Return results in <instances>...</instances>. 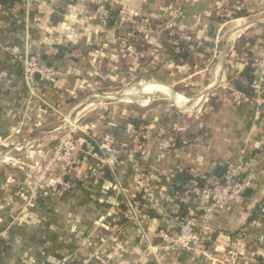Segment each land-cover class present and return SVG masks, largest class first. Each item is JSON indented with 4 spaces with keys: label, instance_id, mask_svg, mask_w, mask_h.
Here are the masks:
<instances>
[{
    "label": "crops",
    "instance_id": "crops-1",
    "mask_svg": "<svg viewBox=\"0 0 264 264\" xmlns=\"http://www.w3.org/2000/svg\"><path fill=\"white\" fill-rule=\"evenodd\" d=\"M114 1L121 12L129 6L123 1L120 6L121 0L0 1L2 149L5 138L13 145L34 143L40 146L38 151L26 150L19 156L42 160L41 153L54 142L61 124L59 114L67 122L73 120L67 112L71 114L77 99L73 89L77 76L71 64L77 56L57 57V45H93L95 40L85 33L103 29L99 15L106 16L103 7L106 12L114 9ZM178 1L179 13L194 16L192 26H179V31H193V42L200 47L209 42L219 47L218 56L207 55V66L202 68L214 63L208 85L194 88L192 97L174 95L177 102L187 103L184 107L166 101L156 118L160 123L147 111L142 116L126 109L96 115L88 133L79 129L83 132L79 163L72 169H53L47 184L38 188L20 187L29 174L2 166L0 264H264V83L255 85L251 98L231 84V78L244 70L248 53L258 55L264 45L260 0ZM92 21L95 25H89ZM221 21L231 27L225 36L214 37ZM73 33L77 41L68 39ZM236 45L240 54L234 51ZM29 54L69 71L54 83L37 76L29 85L24 72ZM197 55L200 62L206 58L202 49ZM77 58L84 70L93 62L87 56ZM94 73L100 74L97 69ZM81 77L90 79L93 73ZM153 84L144 86L146 94L154 91ZM203 95L208 103L201 104ZM123 113L147 121L140 126L146 133L139 153L124 144V125L131 126L121 119ZM17 129V134L8 135ZM111 140L115 144L110 148ZM218 166L227 167L222 177L212 174ZM248 173H254L255 179L239 200L215 209L208 218L202 216L210 204L206 189L228 175L244 178ZM176 174L192 178L175 184ZM197 178L203 180L199 183ZM181 209L184 216L179 217ZM187 215L198 219V229L204 233L202 249L150 251L149 244L160 243L159 231L169 224L179 230L181 218Z\"/></svg>",
    "mask_w": 264,
    "mask_h": 264
},
{
    "label": "rangeland",
    "instance_id": "rangeland-1",
    "mask_svg": "<svg viewBox=\"0 0 264 264\" xmlns=\"http://www.w3.org/2000/svg\"><path fill=\"white\" fill-rule=\"evenodd\" d=\"M122 1L129 6L127 9H122L123 12H121L116 5L118 2L114 1V9L121 14L115 22L113 32L104 27V31H102V26L100 27V32L85 31L87 38L95 40L94 44L96 43L97 47L92 45H88L86 48L72 47L73 49H70L71 52L64 54L66 56L80 57L82 55L90 57L93 62L89 63L86 70L93 73V78H82L81 76L87 71L84 70L79 58H73L71 64L75 72L74 75L77 76L73 89L77 93V99L72 103L71 114L68 115L67 112L68 118L73 120L67 122L63 117L64 115L62 116L59 112H55L60 115L59 123L61 124L57 128L56 134H53L55 135L54 142L50 144L45 153H41L43 159L31 162L23 160L19 156L20 152L26 150L33 151L37 148L38 151L39 145L30 142L8 144L6 138L1 141L5 147L2 149L0 145V168L2 166L14 168L15 170L17 168L29 174L20 187L32 186V188H38L39 185L47 184L49 177H51L50 173L53 172V169L57 170L56 168L53 167L43 181H40V178H42L43 172L46 171V165L52 159L53 150L59 146L60 140L66 136L72 137L80 145L77 157L78 164L79 154L83 150L81 142L83 132L79 129L83 127V130L88 133L92 118L96 115L109 113V111H119L118 109L121 111L126 109L132 112L135 111V114L142 116L146 113L144 111H147V114L154 122L160 123V119L156 118L160 111H164L163 105L166 101L170 104H174L175 101V104L179 105L176 98L173 97L174 95L192 97L194 88L200 89L208 85L210 72L214 68L213 59L210 62L212 64H209L211 67H208L207 70L202 68L207 66V55H217L219 47L213 48L210 42L203 44L201 49L206 58L201 60L202 62L196 58L199 53L197 51L195 54L193 52L192 64L191 61L184 64L186 62L183 57L174 58L175 54L180 51L181 43L187 44L195 41L191 36L194 32L185 29L192 26L194 16L192 14L190 16L179 13L178 8L179 6L182 7V4H179L178 0H121L120 6H124ZM189 7H191L190 4ZM104 8L101 12L107 15L108 10L106 12ZM104 17L106 16L99 15L98 19H105ZM181 19L182 21H180ZM94 22L92 21L89 25H95ZM224 22L227 21L219 23V26L215 29L216 36L214 34V37L226 35V31L231 25L226 23L222 26ZM211 24L210 21L209 25ZM179 26L185 27L184 33L179 31ZM119 28L122 31L117 33ZM77 34L81 35L79 31ZM74 35L76 33L71 34L68 39L77 41V36L74 37ZM175 35H178L179 38H176ZM110 40H115V45L110 46ZM241 46L240 44L239 47ZM234 51L235 53L240 52V50L238 51V45L235 46ZM56 67L64 70V78L69 71L68 68ZM96 69L101 74L100 77L99 74L94 73ZM197 70L202 71L201 75H199L200 73L197 74ZM82 72L84 73L81 74ZM108 74L111 77H108ZM84 80L87 83L82 86ZM150 82L164 85L168 89L167 93L154 91L150 95L146 94L144 86ZM207 97H202L201 104L204 103L203 100H206V103L209 102L206 99ZM19 131L20 129L9 130L8 135L13 136ZM143 133L145 134L146 131L141 128L138 132V137L141 136V138L137 140L136 146L130 145V150L133 149L135 153L142 151L140 143L142 142ZM168 134H170V130Z\"/></svg>",
    "mask_w": 264,
    "mask_h": 264
},
{
    "label": "built area",
    "instance_id": "built-area-1",
    "mask_svg": "<svg viewBox=\"0 0 264 264\" xmlns=\"http://www.w3.org/2000/svg\"><path fill=\"white\" fill-rule=\"evenodd\" d=\"M258 10L264 14V0H260ZM251 67L257 76V84L262 85L264 83V45L260 53L252 60ZM63 71L61 68H57L55 65L41 59L38 54L26 56L24 72L29 85H33L36 82L37 76L43 81H57L63 78ZM79 147V143L72 137L66 136L62 138L59 146L53 150L52 159L46 165V171L43 172L40 181L47 177L53 167L56 169H72L77 165ZM254 179V173H248L244 178L228 175L223 181L206 189L205 192L210 198V204L204 208L202 216L208 218L215 209H225L231 203L239 200L245 191L252 186ZM130 212H133V210L131 209ZM207 229L208 226L205 227V230ZM203 236L204 233L198 229L197 217L187 215L181 218L179 230L173 224H169L165 229L159 231L157 234L160 240L159 245L149 244V249L153 252H156L157 248H161L164 251L196 252L203 248Z\"/></svg>",
    "mask_w": 264,
    "mask_h": 264
},
{
    "label": "trees",
    "instance_id": "trees-1",
    "mask_svg": "<svg viewBox=\"0 0 264 264\" xmlns=\"http://www.w3.org/2000/svg\"><path fill=\"white\" fill-rule=\"evenodd\" d=\"M2 3H6L9 2L10 0H0ZM161 1V0H160ZM93 9H96V6L92 7ZM108 8V7H107ZM120 12L118 13V11L116 9H110L108 10V14L106 15V17H104L105 19H103L101 22L104 24V28L105 29H111L114 27L116 20L119 18L120 16ZM124 23V22H123ZM125 24V23H124ZM122 30L119 28L117 30V33H120ZM176 38H179L178 35H175ZM69 45V44H68ZM93 47H97V45L93 44ZM99 47V46H98ZM57 48L59 49V54L57 55V57L62 58V56H64L65 53H69L71 52L70 49H73L72 47L70 48L69 46H60L57 45ZM178 53L175 54L174 58H179V57H183L185 62L184 64H187L188 62H190L192 60L193 57V52L194 50H199V52H201V47L198 46L197 44H195L194 42H189L187 44L185 43H181L180 47H179ZM182 50V51H181ZM240 54V52H238ZM257 55H255V53H248L247 56V64L244 68V70L238 75V77H232L231 78V84L235 87V89L239 92H242L245 96H247L248 98H251V96H253V94L255 93V85L257 84V76L254 72V69L251 67V63L252 60L254 59V57H256ZM183 64V65H184ZM192 64V61H191ZM101 76V74H99V77ZM108 77H111L110 75ZM115 77V76H113ZM121 119L123 120L124 123H129L131 127H128L126 124L124 125L125 127L123 128V140H124V144L125 145H132V146H136V142L138 139L141 138L138 137V132L140 130V126L141 125H147V121H145L142 118H133L131 116H129L128 114H121ZM123 123V124H124ZM128 127V128H127ZM111 143L108 145L111 148V145H114V141L111 140ZM124 145V146H125ZM93 150L95 152H100L97 148L96 145H93ZM227 172V167L226 166H218L214 171H213V176H217V177H222L223 175H225ZM188 178H192L188 175H183L182 174H176L174 177V182L179 183L184 181V179H188ZM199 180V183L201 180V178H197ZM179 188L178 185L176 187V189ZM184 211H182L179 214L180 216H184Z\"/></svg>",
    "mask_w": 264,
    "mask_h": 264
},
{
    "label": "bare ground",
    "instance_id": "bare-ground-1",
    "mask_svg": "<svg viewBox=\"0 0 264 264\" xmlns=\"http://www.w3.org/2000/svg\"><path fill=\"white\" fill-rule=\"evenodd\" d=\"M151 87H154V91H161V92H164V93H167V91H168V89L166 88V87H164L163 85H160V84H153V85H150ZM153 91V92H154ZM151 94V93H150ZM182 99V98H181ZM186 99V98H185ZM179 101V103H180V106H186L187 105V103L186 102H184V101H182V100H180V99H178ZM190 105V104H189ZM186 108V107H185Z\"/></svg>",
    "mask_w": 264,
    "mask_h": 264
}]
</instances>
